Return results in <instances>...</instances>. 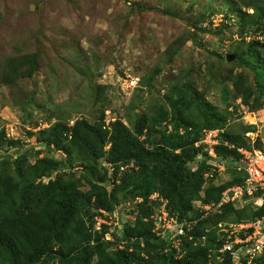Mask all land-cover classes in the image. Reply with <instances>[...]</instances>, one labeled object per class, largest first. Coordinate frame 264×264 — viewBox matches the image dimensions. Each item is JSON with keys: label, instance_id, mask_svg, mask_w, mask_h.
Here are the masks:
<instances>
[{"label": "rangeland", "instance_id": "rangeland-1", "mask_svg": "<svg viewBox=\"0 0 264 264\" xmlns=\"http://www.w3.org/2000/svg\"><path fill=\"white\" fill-rule=\"evenodd\" d=\"M256 9L264 11V0H0V162L12 163L30 151V164L50 157L62 161L64 176L81 178L76 156L69 159L54 146L48 151L40 131L54 122L72 126L85 119L95 127L103 124L110 135V123L120 119L136 135V115L152 116L160 106L170 113L168 98L179 94L185 118L198 113L195 98H203L227 118L226 131L241 133L229 108H236L242 89L254 94L255 74L245 62L222 57L245 51L238 31L248 22L246 13ZM249 61L264 63V48H255ZM130 77L138 80L134 90L126 87ZM225 88L231 91L230 106L222 102ZM11 122L20 127L16 141L1 136ZM157 138L139 135L146 147ZM231 171L220 173L215 183L229 181ZM10 173L16 177L12 164ZM111 187L106 185L108 194ZM119 201L92 221L93 231L107 227L110 250L124 248L116 240L125 223L134 221V206Z\"/></svg>", "mask_w": 264, "mask_h": 264}, {"label": "trees", "instance_id": "trees-1", "mask_svg": "<svg viewBox=\"0 0 264 264\" xmlns=\"http://www.w3.org/2000/svg\"><path fill=\"white\" fill-rule=\"evenodd\" d=\"M213 14L211 12L209 16ZM263 15L264 11L260 9L253 14L246 13L248 22L238 31L237 37L245 44V51L233 54L235 62L243 61L254 71V94L250 89L238 92L243 104L252 110L264 105V63L249 61L255 48H264V42L256 39L263 30ZM227 55L230 54L222 59L228 61ZM222 93V102L230 106L231 91L225 88ZM195 100L198 113L193 117H184L182 94L168 98L170 113L160 106L152 116L136 115V135L118 119L111 124L110 135L103 124L95 127L85 119H75L72 126L54 122L40 131V141L47 145L48 151L54 146V150L63 149L69 159L76 156L78 167L83 169L81 178L64 176L58 168L62 161L50 157L38 156L30 164V151L18 155L12 163L1 161L0 264H206L209 250L222 245L217 239V231L212 229L214 224L224 220L254 219L264 211H253L249 205L236 209L227 204L221 214L201 221L195 228L197 236L209 229L204 244L185 243V253L180 258L175 249H166L167 242L153 233L155 221L152 215L155 208L162 205L161 199L167 200L171 215L177 214L181 218L197 213L196 200L205 204L219 202L225 189L242 184L245 179L243 172L229 166L231 179L215 183L220 174L214 172L209 176L215 166L209 165L206 157L197 162L196 170H192L190 164L200 151L195 148V142L199 140L201 130L223 128L227 123L217 106L203 98ZM250 129L242 127L241 133L234 134L225 131L222 139L235 147H216L218 158L239 159L236 148L249 147L244 133ZM143 133L147 137L157 133L158 138L152 146L146 147L139 139ZM107 143H110L108 149ZM11 164L16 177L10 173ZM68 164L63 162L66 168ZM110 167L112 174H109ZM56 171L55 178L47 184L38 181L44 176L51 177ZM84 184L89 186L87 191L81 190ZM107 184H112L109 194ZM154 193L159 197L150 201ZM136 197L143 200L131 213L134 221L125 223L123 237L116 240L119 243L123 240L125 246L110 250L113 244L104 241L107 227L103 225L101 231H93V217L101 210L113 211L121 202L120 198L126 204ZM214 254L213 258L218 255ZM260 264H264V259Z\"/></svg>", "mask_w": 264, "mask_h": 264}, {"label": "built area", "instance_id": "built-area-1", "mask_svg": "<svg viewBox=\"0 0 264 264\" xmlns=\"http://www.w3.org/2000/svg\"><path fill=\"white\" fill-rule=\"evenodd\" d=\"M256 39L264 42V26L263 30L257 34ZM125 83L128 90H133L137 87L138 80L130 77L125 80ZM236 105L238 106L236 110L237 120L242 125L252 126V129L245 133L251 147L239 146L237 151L240 159L233 161L236 169L245 173V179L242 184L233 185L225 189L219 202L204 205L201 201H197V206L203 208L204 215L216 212L223 205L230 203L237 207L250 204L253 210L264 211V105L259 109L252 110L245 106L240 98L237 99ZM230 110L232 111L233 108H230ZM19 129V125L15 122L7 123L4 127L6 138H19L21 132ZM223 132L224 129L204 130L202 140L198 143L199 146H203V152L207 153L209 163L215 166L209 176H213L214 172L219 174L224 172L226 165L229 163L227 159H219L214 149L216 145L221 143L234 147L220 140ZM257 141L261 142L260 147L256 146ZM52 178L53 176L43 178L45 180L44 183ZM140 200V198H137L136 201L140 202ZM153 218L155 221L153 231L162 239H168L169 242H172V247L178 249L179 252L180 236L186 235L191 222L186 219L180 220L177 214L170 215L166 206H162L153 215ZM101 223H103L102 219L98 222L97 229ZM219 228L222 245L219 249H212L209 252L206 264H259L258 260L264 257V212L261 216L252 220H242L228 226L219 224ZM189 238L192 239V237ZM214 253L218 255L213 258Z\"/></svg>", "mask_w": 264, "mask_h": 264}, {"label": "clouds", "instance_id": "clouds-1", "mask_svg": "<svg viewBox=\"0 0 264 264\" xmlns=\"http://www.w3.org/2000/svg\"><path fill=\"white\" fill-rule=\"evenodd\" d=\"M138 86V85H137ZM135 89V88H134ZM133 89V90H134ZM241 99V101H242V98L241 97H237L236 99H235V102H234V106L236 107L235 109H233L231 112H236V110L238 109L237 107V105H236V101H237V99ZM243 103V102H242ZM262 107V106H261ZM230 108H233V106H230ZM229 108V109H230ZM259 109V108H258ZM255 110V109H254ZM235 116L237 115V113H235L234 114ZM107 118H105L104 120H106ZM117 120V119H116ZM118 120H120V119H118ZM110 121H112V118L110 119ZM115 121V119L113 120V122ZM236 121H238L237 120V116H236ZM112 122V123H113ZM239 122V121H238ZM112 123H110V127H111V124ZM240 123V122H239ZM241 124V123H240ZM68 126H70V125H68ZM243 127H250L251 129H252V126H245V125H242ZM5 127V126H4ZM169 128H171L170 126H169ZM215 129H224V132L226 131V128L225 127H223V128H215ZM214 128H203L202 130H201V132H200V138H199V140L197 141V142H195V148L196 149H200V151H199V153L196 155V160L194 161V162H192L191 164H190V166H191V168H192V170L194 171V170H196V168L198 167L197 166V162L199 161H201L202 159V156L204 155L205 157H206V159H207V161H208V164L209 165H211L210 163H209V160H208V155H207V153H204L203 152V146L202 145H198V143L202 140V137H203V131L204 130H215ZM250 129V130H251ZM250 130H248V131H250ZM247 131V132H248ZM224 132L222 133V134H224ZM246 133V132H245ZM245 133H244V136H245ZM222 134H221V136H220V140L222 141V142H227V141H224L223 139H222ZM3 136L6 138V135H5V132L3 131ZM246 137V136H245ZM247 138V137H246ZM9 140H18V138L16 139H9ZM247 140H248V138H247ZM248 142H249V140H248ZM249 144V147H246V148H250L251 146H250V142L248 143ZM220 145H224L223 143H221V144H219V145H216L215 147H214V149H215V152H216V147H218V146H220ZM229 145V144H228ZM224 146H226L227 147V145H224ZM230 146H233V145H230ZM256 146H258V147H260L261 146V142L260 141H257L256 142ZM229 147V146H228ZM235 147V146H234ZM234 147H229V148H234ZM239 147V146H238ZM237 147V148H238ZM241 147H245V146H241ZM237 148H236V151H237ZM237 153H238V151H237ZM216 154H217V152H216ZM239 154V153H238ZM199 156H201L200 158H199ZM239 156V155H238ZM221 159H223V158H221ZM226 159V158H225ZM239 159H240V156H239ZM227 160L229 161V163L226 165V169H225V171L227 170V168L229 167V166H231L233 169H235L237 172H243V171H238L237 169H236V167L234 166V164H233V161L234 160H238V159H234V158H227ZM125 167H121L120 169L121 170H125L124 169ZM112 170H113V168L112 167H110V172H109V174H112ZM224 171V172H225ZM223 173V172H222ZM244 173V172H243ZM245 174V173H244ZM52 176H53V178L52 179H50V180H53L54 178H55V176H56V173L54 172L53 174H52ZM46 176H44V177H42V178H40L38 181H41V182H43L42 181V179L43 178H45ZM49 180V181H50ZM48 181V182H49ZM48 182H46L45 184H47ZM120 181L119 180H117V183H119ZM44 183V182H43ZM238 185V184H237ZM202 193V192H201ZM156 195V197H154ZM159 197V194L158 193H154V194H152L151 195V197H150V201H155V199H157ZM137 198H140L141 200H140V202H137L136 200H137ZM142 198L141 197H136L134 200H131V201H128L126 204L124 203L123 204V206H125V208H129L130 207V205H133L134 207H136L135 205L137 204V203H141L142 202ZM161 201H162V205L161 206H159V207H156L155 208V210H154V213H153V215H155L161 208H162V206H166V209H167V200H165V199H161ZM197 201H201V200H196L195 202H194V205H195V208H196V210H197V213L196 212H194V214H197L198 216L197 217H195L194 216V214L193 213H191V214H189L188 216H185V217H181L180 218V220H183V219H186L187 221H189V222H191V226H190V228H189V230H187L186 231V235H184V236H180V240H181V242H180V246H179V252H178V249H176V248H173L172 247V242H169V240L168 239H162L161 237L159 238L160 240H163V241H166L167 242V248L166 249H168L169 250V248H173V249H175L176 250V254H177V258H180V257H182V255L185 253V251H184V245H185V243H188V244H190V245H199L200 243H203L204 244V242H205V240H206V232H208L209 231V229L207 228V229H205V232H204V234H202L201 236H197L196 234H195V228L198 226V224L201 222V221H203V220H206V219H208V218H210V217H213V216H215V215H218V214H221L222 213V211H223V208L227 205V204H225V205H223L222 207H220L219 208V210L218 211H216V212H211V213H208L207 215H204V210H203V208L202 207H198L197 206ZM203 203V202H202ZM212 203V202H211ZM211 203H208V204H205V203H203L204 205H210ZM230 205L231 206H234L236 209H238V208H243L245 205H249L250 206V204H245L244 206H240V207H237L236 205H233V204H231L230 203ZM116 206H119V204L118 205H116ZM115 206V207H116ZM134 207H132V209H134ZM251 207V206H250ZM117 208V207H116ZM251 209H252V207H251ZM168 210V209H167ZM253 210V209H252ZM131 211V210H130ZM133 211V210H132ZM132 211H131V213H132ZM253 211H255V210H253ZM101 212V211H100ZM169 212V211H168ZM170 214V213H169ZM153 215H152V217H153ZM171 215V214H170ZM131 216H132V214H131ZM257 217H259V216H257ZM257 217H255V218H257ZM254 218V219H255ZM242 220H244V221H247V220H252V219H241V220H239V221H219L218 223H216V224H214L213 225V227H212V229H214V230H216L217 231V239H218V241H222V240H220V234H219V224H223V225H226V226H228L229 224H233V223H238V222H240V221H242ZM101 226H102V223H101ZM153 230H154V228H153ZM153 233H155L154 231H153ZM156 234V233H155ZM189 237H192V239H190ZM220 246L221 245H219L217 248L219 249L220 248ZM212 249H210L209 250V252L211 251ZM180 255V256H179ZM209 255V254H208ZM264 259V257H261L258 261H259V264H260V262L262 261ZM47 263H51V264H53L52 262H47ZM46 263V264H47Z\"/></svg>", "mask_w": 264, "mask_h": 264}, {"label": "water", "instance_id": "water-1", "mask_svg": "<svg viewBox=\"0 0 264 264\" xmlns=\"http://www.w3.org/2000/svg\"><path fill=\"white\" fill-rule=\"evenodd\" d=\"M235 58V56L233 54L227 55V60H233Z\"/></svg>", "mask_w": 264, "mask_h": 264}]
</instances>
